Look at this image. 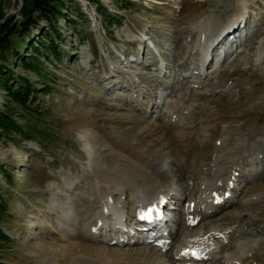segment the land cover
Here are the masks:
<instances>
[{"label": "rangeland", "instance_id": "obj_1", "mask_svg": "<svg viewBox=\"0 0 264 264\" xmlns=\"http://www.w3.org/2000/svg\"><path fill=\"white\" fill-rule=\"evenodd\" d=\"M62 1L56 31L40 19L37 27L14 32L10 44L0 47V116L12 113L24 129L8 133L0 118V231L9 237L0 241V264H158L157 255L160 264H176L169 256L182 232L210 234L212 226L225 236L213 253L218 260L197 264H264V0ZM31 4L0 0V23L12 17L10 23L18 26ZM241 18L239 42L237 35L217 40ZM150 38L155 46L149 51L158 54L166 75L140 58L139 41ZM51 40L57 57L48 52ZM222 40L236 46L220 63ZM206 46L218 51L213 64L201 62ZM34 48L41 51L38 70L25 63L28 54L35 62ZM114 66L135 88L123 76L105 78ZM186 66L194 69L182 80L180 69ZM25 84L31 93L27 110L14 100ZM122 84L126 87L119 88ZM116 140L163 167L171 191L185 198L176 204L179 215L187 202L209 196L204 190L214 179L210 163L216 156L222 159L216 167L237 163L239 174L219 185L231 201L216 191L210 200H225L218 211L202 214L189 229L177 223L185 228L175 230L176 238L171 235L172 252L154 244L85 237L84 225L96 206L101 209L95 203L98 180L107 181L106 196L118 214L130 211L112 162L102 150L88 154L85 148V142L104 141L107 148ZM229 181L233 189L226 187ZM157 196L160 202L162 193Z\"/></svg>", "mask_w": 264, "mask_h": 264}, {"label": "bare ground", "instance_id": "obj_2", "mask_svg": "<svg viewBox=\"0 0 264 264\" xmlns=\"http://www.w3.org/2000/svg\"><path fill=\"white\" fill-rule=\"evenodd\" d=\"M237 20H239V24L231 26L232 28L227 27L224 30H222L223 32H225V34H221L222 32L217 34L216 35L217 40L222 35H225V37L228 36L230 38L237 35L236 36V37H238L237 42H239L241 39V36H242L244 18L237 19ZM224 41L225 40H222L217 44V47L218 46L224 47V51H223L221 58H218L219 60L221 59V62L223 61V57L225 56V54H228L231 51V50L229 51L230 46L235 44L234 41H233V43H231V41H228V42H224ZM139 43L141 44V47H142V50L140 51V58L142 60L146 61V63H144V66L145 65L147 67L156 66L163 75L165 73H167V72H165V69L160 68V63H158V61L155 59V56H157L158 54H156V53L152 54L149 51L151 49H154L155 41L152 38H150L149 40L142 39L139 41ZM215 43H216V41H213L212 45ZM206 47H205L206 51L204 53L203 60L201 59V62L204 65H206L207 63L212 61V64H213L215 61V58H216L215 56L218 55L217 54L218 51H215V49H216V48L214 49L215 45L211 49L210 52H209V47H207L208 49ZM225 48L227 50H225ZM192 69H194V67H189V66L187 67L186 66V68H182L180 70L182 71V73L184 72L183 74H186V73H188V71H190ZM117 76H120V78L122 76L124 78H127V80H129V84H131V86H132V89L135 88L134 82L131 79H129L127 77L128 75L125 74L122 71V69L119 68L118 66H114V67L108 69L107 76H105V78L110 80L111 78H114ZM180 79H182V80L186 79L187 80L186 75ZM103 81L104 80H100V82H102V83H103ZM123 81L124 80L121 79L120 83H123ZM124 87H126V86H124L122 84V87H119V88H124ZM126 89L129 90V88H126ZM142 96H143V94H142ZM132 102H138V101H137V99H135ZM146 107H147V105H146ZM146 107L144 109L145 112L148 109ZM170 117L174 120V118L177 116L175 114H173V112H172L170 114ZM167 123H172V125H175V123L173 121H168ZM126 132H129V130H126ZM144 133H145L144 130L140 132V137H141L140 138V141H141L140 144L144 142V139H143ZM85 134H90V133L86 132ZM101 138H105L104 134L101 135ZM173 141H175V138H173ZM85 144H86L85 148H86V151L88 154H91L94 149H95L94 151L100 149L105 154L104 159L107 160L109 162V164L112 162V166L115 167V168H113L116 171L115 173L118 174V176L121 178L120 191H122L124 193L126 192V194L124 195V198H125V196H128L129 205H130V207H129L130 211L127 213V215L123 217L122 213L120 212V214H119L120 216H118V217H123L124 218L123 220L125 221V223H129V224H132V222L134 220L140 219V217H142L143 212L148 210V209L150 210V213H148L150 215V217H155L156 212L154 211L155 214L153 213L152 207L153 208L156 207L157 208L156 211H159V209H160V212H157L158 218H160V216H161L160 213L163 214L164 212H166V210L167 211L171 210V213H172V211H174L172 213V216H173L174 223L176 225V230L179 227H181V228L186 227L185 229L192 228L196 223H199L198 221H199V219L201 220V218H202L201 216H203L202 214L210 215V214L218 211L220 209L218 205H221L225 201L221 198L218 202L214 203V201L212 199L210 200V195H212V197H215V196H217L216 191H221V192L224 191V192H222V193H224L223 194L224 198L226 200H230L229 195L225 194V188L220 187V186L221 185L223 186L225 184L226 179H229L232 175L235 176L238 173L237 172L238 171L237 163L233 164V161H231L230 165L228 167H226V165H225L226 168H224V167L220 168L219 167L220 165H218L217 167H216V165L221 164L222 159H220L218 156H216L214 158L212 157L213 159H212V162L210 163V167L213 169L214 179L211 183H209V185L207 187H205V190L203 189L205 191V194L207 192L209 194V196L207 195V198H203V200H202V196H201L199 199L200 201H198V199H197L195 202H187V206L185 207V211L183 212L182 215H179L176 211V208H175L176 204L178 205L185 198L183 197V195L180 192H177L174 190L175 191V193H174L173 191H171L173 188L171 186H168V185L172 179L169 175H167V173L165 172V170L163 169V167L161 165L155 164L153 162L145 161L143 158V153L137 154V153L132 151L134 145L128 146L126 143H123L120 140H116L114 143H111L110 145H108L109 147H107V148H104V146H107V144H105L104 141H100V143L96 142L93 146H90L89 142H85ZM221 145H222L221 143H218L217 148H220ZM113 147L116 148L118 150V152L112 153L111 148H113ZM106 162H104V163H106ZM134 162H136L137 164H134ZM136 167H138V170ZM254 171L256 172L257 168H256V170L254 169ZM103 182H106V183H103ZM97 184L99 185L100 193H99V198H97L95 203H98V207L101 206V209H98L97 206L95 207L96 211H94V213H93V217H92L93 219L91 218L92 221H90L86 226L84 225V232L82 235H84L85 237L90 238V239L93 237H95V238L100 237L99 238L100 241L107 242L110 244H118V245H123V244L124 245H133V244H137V243L144 244V243L138 242V240L134 239L133 234H131V235L127 234L126 239H122V240L119 238L114 239L113 237H111V235H108V237L106 236L107 231L109 233L116 231V229L119 228V226L122 225V223H119L112 216V214H114V212H116V211L113 209L112 206H110V204H109L110 201L108 200V198L106 196L107 190H108L107 181L98 180ZM228 186L231 189H233V182L231 183L229 181V183L226 187L229 188ZM110 187H114V186L111 185ZM116 188H118V186H116ZM167 188H168V191L166 194L164 192L166 191ZM158 193H162V196H161L162 199L160 202H158L159 198H157ZM205 197H206V195H205ZM171 198H173L174 200H172ZM230 201H228L223 207H225ZM208 203L209 204L213 203L214 205H217V206L213 205V206H208L206 208L205 206ZM188 204H189V206H188ZM200 205H202V207H200ZM204 208H206V209H204ZM207 210H212V211H207ZM159 214H160V216H158ZM108 215H110V216H108ZM184 216H185V218H184ZM107 217H108V219H106ZM109 219H110V221H109ZM179 219L180 220L184 219V220L181 222V221H179ZM177 223L178 224L181 223L185 227L177 225ZM210 229H211L210 234H203L202 232H199L198 230L197 231H191V232L189 231L186 233L182 232L181 235H183V234L184 235H183V237H181L180 241L178 238L181 235L176 239L178 245L176 247L174 246L175 248L172 247V245H171V247H170V245L168 246V244L170 243L171 235H173V237L176 238L175 237L176 231L171 232L169 234L168 239L162 240L161 242H156V243H154V245L161 246L160 248H162L164 250H167L170 248L169 250L171 252L173 250L172 248H174L172 254L169 257L173 256L172 260L176 264H197V262H200L203 260H216V259L218 260V257L216 255H214L213 253L215 252V248L217 246V240L219 238L224 239L223 238V237H225L224 231L222 229H219L216 226H212ZM145 245H148V244H145ZM94 251L99 252V249H95ZM128 251H130V249ZM155 254H156V252H155ZM233 254L226 256V259L229 260V259L233 258ZM158 257L159 256L157 255L156 259H158V264H160L161 262L159 263Z\"/></svg>", "mask_w": 264, "mask_h": 264}, {"label": "trees", "instance_id": "obj_3", "mask_svg": "<svg viewBox=\"0 0 264 264\" xmlns=\"http://www.w3.org/2000/svg\"><path fill=\"white\" fill-rule=\"evenodd\" d=\"M63 1L62 0H32L31 4V9L28 11V13L25 14L24 18L20 21L19 25H15L14 23L11 24L10 20H12V17L6 18L0 23V47L3 48L4 46H7L11 42V36L13 35L14 32L19 33L20 35L23 34L26 31H29V27L38 26V21L40 19L44 20L46 24H49L52 27L50 29L57 30L56 29V21L58 20L59 17L63 16V13L61 11V5ZM36 12L37 15H33V13ZM83 15V14H81ZM108 21L110 18L107 19ZM111 22V21H110ZM50 46L48 48V52L51 53V55L57 57V50L54 46V41L51 40ZM34 58L35 62L31 60L30 57L31 54H28L27 57H25L26 61L25 63L27 64L28 67L32 68L33 70H38L40 64V58L39 54H41V51L37 50V48H34ZM15 51H18L15 49ZM48 52L43 53L46 57H48ZM1 76V75H0ZM46 83V81H44ZM20 91L15 95L14 100L19 103V105L23 104V108L29 109L31 106L26 102L27 97L31 95L30 93V85L28 86L25 84L24 88H19ZM1 118V125L3 128L6 130L8 133H13L15 131H24L22 128L23 126L19 125V123L16 121L14 116H12V113L10 112H5L4 115L0 116ZM9 237L5 234H3L0 231V241H8Z\"/></svg>", "mask_w": 264, "mask_h": 264}]
</instances>
